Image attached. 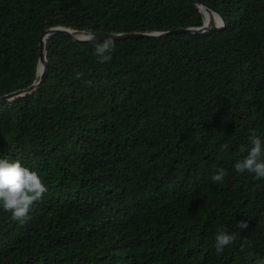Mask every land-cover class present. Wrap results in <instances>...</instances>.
I'll return each instance as SVG.
<instances>
[{
  "label": "trees",
  "instance_id": "1",
  "mask_svg": "<svg viewBox=\"0 0 264 264\" xmlns=\"http://www.w3.org/2000/svg\"><path fill=\"white\" fill-rule=\"evenodd\" d=\"M199 1L221 28L113 40L108 62L94 55L103 41L45 38L41 83L0 102V156L47 192L25 220L0 209V264L264 260V179L233 168L264 135V0ZM206 15L216 27L189 0H0V97L38 81L49 29L149 34ZM225 226L235 240L217 253Z\"/></svg>",
  "mask_w": 264,
  "mask_h": 264
},
{
  "label": "clouds",
  "instance_id": "2",
  "mask_svg": "<svg viewBox=\"0 0 264 264\" xmlns=\"http://www.w3.org/2000/svg\"><path fill=\"white\" fill-rule=\"evenodd\" d=\"M114 50L112 38L107 37L94 47V55L100 62H108ZM227 147V144L222 145V148ZM239 152L243 155L233 164L235 172L248 173L255 178L264 179V135H250L248 143L241 145ZM226 174L224 168H217L211 180L221 182ZM46 192L47 186L34 168L24 166L18 159L6 155L0 156V209L10 212L15 220H25L33 202L40 199ZM245 227L246 222H237L234 229L240 230ZM234 240V232L226 226L218 230L214 237L216 252L221 253L226 247L232 245ZM259 264H264V260L259 261Z\"/></svg>",
  "mask_w": 264,
  "mask_h": 264
},
{
  "label": "water",
  "instance_id": "3",
  "mask_svg": "<svg viewBox=\"0 0 264 264\" xmlns=\"http://www.w3.org/2000/svg\"><path fill=\"white\" fill-rule=\"evenodd\" d=\"M189 1H191L194 4H197L200 7L205 8L214 17H216L218 19V26H216L214 28L209 27V21H208L207 15H206V21L203 24V26H201L200 28L177 29L174 31L156 32V33H149V34L148 33H144V34H141V33H134V34L82 33L79 36H77L78 32L72 31L69 29L52 28V29L45 31V33L40 36V43H39L40 57H39V79H38V81L23 91L12 93V94L0 97V102L8 101V100H11V99L16 98V97L24 96L26 93L33 92L37 88V86L41 83V80H42V78L44 76V72H45L44 40L50 34L62 33V34L71 36L73 38V40L76 42H86V41H90V40L104 41L107 37H111L112 41H113V40H123V39H127V38H142V37L160 38V37H164V36H167L170 34H176V33H180V32L201 33V32L207 31V30L219 29L222 27L223 21H222L221 17L216 12L211 10L209 7L203 5L199 0H189Z\"/></svg>",
  "mask_w": 264,
  "mask_h": 264
}]
</instances>
